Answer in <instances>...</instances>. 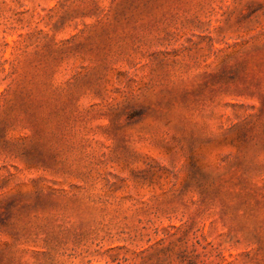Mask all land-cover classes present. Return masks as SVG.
Masks as SVG:
<instances>
[{
	"label": "rangeland",
	"instance_id": "374dc122",
	"mask_svg": "<svg viewBox=\"0 0 264 264\" xmlns=\"http://www.w3.org/2000/svg\"><path fill=\"white\" fill-rule=\"evenodd\" d=\"M0 264H264V0H0Z\"/></svg>",
	"mask_w": 264,
	"mask_h": 264
}]
</instances>
